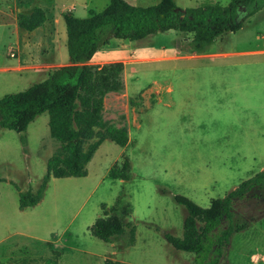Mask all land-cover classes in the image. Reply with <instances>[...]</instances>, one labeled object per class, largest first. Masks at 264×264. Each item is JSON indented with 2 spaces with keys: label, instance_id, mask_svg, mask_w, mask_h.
<instances>
[{
  "label": "rangeland",
  "instance_id": "374dc122",
  "mask_svg": "<svg viewBox=\"0 0 264 264\" xmlns=\"http://www.w3.org/2000/svg\"><path fill=\"white\" fill-rule=\"evenodd\" d=\"M126 1L146 6L159 0ZM229 1L174 0L181 9ZM108 2L0 0V97L69 63L60 13L72 10L85 17ZM250 16L238 31L223 33L206 47L230 53L220 58L179 57L193 51L191 32L158 31L134 41L108 32V42L88 64L143 58L129 63L135 93L106 94L101 112L105 125L129 129L131 141L122 148L104 140L86 178L51 177L34 209L18 208L19 192L36 190L47 162L66 151L49 133L47 112L28 124L25 148L18 132L0 128V263L56 264L44 243L51 241L57 248L70 246L65 258L79 256L75 264H82L80 256L89 251L127 264H193V253L173 248L164 238L165 233L182 236L186 210L174 195L207 207L264 168V7ZM31 25L36 26L27 30ZM16 38L18 47L11 44ZM94 141L85 139L83 147ZM124 159L129 179L105 177L90 192L114 161L121 165ZM103 210L127 224L109 241L112 245L89 231ZM234 220L247 226L232 235L218 264H264V186L236 201Z\"/></svg>",
  "mask_w": 264,
  "mask_h": 264
},
{
  "label": "trees",
  "instance_id": "16d2710c",
  "mask_svg": "<svg viewBox=\"0 0 264 264\" xmlns=\"http://www.w3.org/2000/svg\"><path fill=\"white\" fill-rule=\"evenodd\" d=\"M263 6L264 0H230L227 5L205 3L181 9L174 0H159L146 6L126 0H109L101 11L89 10L85 17L76 16L71 10L63 11L61 17L66 28L69 63L54 67L44 79L23 90L0 97V128L18 132L24 148V132L28 124L36 116L47 112L49 133L66 151L63 157L57 154L47 162L46 172L36 190L19 192V209L37 205L43 199L51 177L85 176L86 164L103 140L108 139L119 146L126 145L128 132L125 126L115 127L101 122L104 96L108 92L123 91V63H87L100 45L108 42V32L116 39L130 41L158 31L191 32L190 47L203 51L220 34L239 30L244 18ZM31 26L26 29L36 25ZM94 137L95 141L85 149L83 141ZM115 163L109 168L107 176L129 179L128 161L124 159L121 165ZM263 186L264 168L223 197L211 199L207 207L184 195H174V201L186 210L182 236L165 233V240L177 250L193 253V264H218L232 235L247 226L245 221L234 220L236 201L243 199L251 189ZM223 222L226 225L221 227ZM126 225L119 216L103 210L89 226V231L93 236L109 242ZM47 244L51 246L50 242ZM51 251L57 258L61 253L53 248ZM104 264L127 263L106 258Z\"/></svg>",
  "mask_w": 264,
  "mask_h": 264
},
{
  "label": "crops",
  "instance_id": "0c3cea01",
  "mask_svg": "<svg viewBox=\"0 0 264 264\" xmlns=\"http://www.w3.org/2000/svg\"><path fill=\"white\" fill-rule=\"evenodd\" d=\"M264 7V6H263ZM262 9V8H261ZM260 10V9H259ZM258 10V11H259ZM72 11V10H71ZM258 11H256L255 13H253L250 17H252V16H254L255 14H257V12ZM60 16H61V13H60ZM238 31V30H237ZM234 32H236V31H234ZM225 34L226 33H228V32H224ZM223 34V33H222ZM222 34H220V35H222ZM219 35V36H220ZM16 43H14V42H12L11 44L13 45V46H15V47H18V38H16ZM230 53L228 52V51H212V50H209V49H206V50H203V51H195V50H193V51H191V52H189V53H182V54H180L179 55V57H184V58H188V59H193V58H216V57H218V58H220V57H223V56H227V55H229ZM175 56V55H174ZM164 57H166V56H164ZM125 59H124V64H123V72H122V79H123V84H124V88H123V95H125V97H130V95H131V93H135V92H133V91H131V90H133V88L134 87H132L131 85L132 84H130V81H131V74H132V72H133V69L131 68V65H129V63H132V62H135V61H138V60H143V58L142 59H139V58H131V57H124ZM171 58V57H170ZM178 58V57H177ZM155 60H157V59H162V57H156V58H154ZM150 86V85H149ZM151 88V87H150ZM158 89V88H157ZM142 90V89H141ZM159 90V89H158ZM158 90H156V93L157 94H159V92H158ZM167 90L168 91H171V87H168L167 88ZM140 91V90H139ZM138 92V91H137ZM109 93H116V92H108L107 94H109ZM126 120L128 121L129 120V118H128V116H126ZM127 132H128V141H127V143H126V145L125 146H121L122 148H125L129 143H130V141H131V137H130V132H129V129L127 130ZM52 137V136H51ZM53 138V137H52ZM105 140H108V139H105ZM104 141V140H103ZM102 141V142H103ZM102 142L99 144V146L102 144ZM98 146V147H99ZM98 147L96 148V150L98 149ZM96 150L94 151V153L96 152ZM94 155V154H93ZM93 157V156H92ZM92 157H91V159H92ZM91 159L88 161V163L86 164V169H87V173H86V175L85 176H81L80 178H86V177H88V175H89V164L91 163ZM117 161V160H116ZM116 161H114L112 164H111V166L116 162ZM110 166V167H111ZM110 167H108L104 172H103V174L102 175H100L99 177H98V179L95 181V183H94V185H93V187H91V189H90V192L105 178V177H108L107 176V173H108V170H109V168ZM69 177H74V176H69ZM0 180H2V178H0ZM90 194H85V198H87L88 196H89ZM36 207V205L35 206H32V207H28V208H26V209H23V210H21V211H28V210H30V209H34ZM101 207H102V205H101ZM19 208V207H18ZM102 210V209H101ZM102 213V212H101ZM100 213V214H101ZM98 214V213H97ZM96 216V218H97V215H95ZM98 216H100V215H98ZM95 218V219H96ZM94 222V221H93ZM92 224V223H91ZM66 228V226L63 228V230ZM34 239V238H33ZM99 239V238H98ZM101 240V239H100ZM38 241H40V240H38ZM41 242H43V241H41ZM48 242H50L51 243V248H53V249H57V250H60V255L58 256V258H57V260H56V262H57V264H75V263H73V261H75L78 257H76V258H74V260H72V259H66L65 257H66V250L68 249L69 250V248H70V246H68V245H63L61 248H57L55 245H54V243L53 242H51V241H45L44 243H48ZM67 242V241H66ZM106 242V241H105ZM110 243V242H109ZM111 244V243H110ZM112 245V244H111ZM72 248H75V247H72ZM85 253V252H84ZM107 254V253H106ZM105 253L104 254H94V253H91L90 251L89 252H87V255L86 256H80V258L82 259L81 260V262H82V264H104V261H105V259L106 258H108V256L109 255H106Z\"/></svg>",
  "mask_w": 264,
  "mask_h": 264
}]
</instances>
